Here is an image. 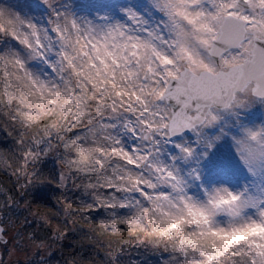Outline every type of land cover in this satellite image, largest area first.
I'll list each match as a JSON object with an SVG mask.
<instances>
[{"label":"snow or ice","instance_id":"obj_1","mask_svg":"<svg viewBox=\"0 0 264 264\" xmlns=\"http://www.w3.org/2000/svg\"><path fill=\"white\" fill-rule=\"evenodd\" d=\"M0 133V264H264V0H0Z\"/></svg>","mask_w":264,"mask_h":264},{"label":"trees","instance_id":"obj_2","mask_svg":"<svg viewBox=\"0 0 264 264\" xmlns=\"http://www.w3.org/2000/svg\"><path fill=\"white\" fill-rule=\"evenodd\" d=\"M0 139H4V135L0 133ZM14 179V178H13ZM11 187V183L8 180V177L5 175V169L3 170L0 166V191H3L5 188ZM55 201L53 200V204ZM120 239H127V237H111L106 236L102 239V242L107 245L109 240L118 241ZM79 240L80 243H76ZM94 241L92 240H82L75 234H70L69 238L63 242H61L60 246L54 251V253L47 257V264H71V258L74 254V251L77 248L81 247V245L87 247L88 245H92ZM87 254V253H86ZM104 255L103 251H100V254L96 258L99 262V259H102ZM23 257H21V260ZM130 259L136 260L139 264H160V258L152 255L141 256L137 254H133ZM36 260H39V255H37ZM85 264H89V262H85Z\"/></svg>","mask_w":264,"mask_h":264},{"label":"rangeland","instance_id":"obj_3","mask_svg":"<svg viewBox=\"0 0 264 264\" xmlns=\"http://www.w3.org/2000/svg\"><path fill=\"white\" fill-rule=\"evenodd\" d=\"M225 149H227V146H225V148H222L221 150L223 151V150H225ZM227 150L231 151L230 149H227ZM0 166H1V168H2L3 170L5 169V166H4L2 163H0Z\"/></svg>","mask_w":264,"mask_h":264}]
</instances>
